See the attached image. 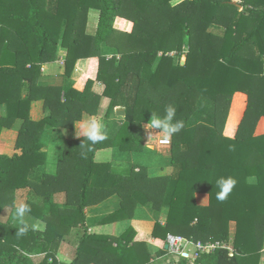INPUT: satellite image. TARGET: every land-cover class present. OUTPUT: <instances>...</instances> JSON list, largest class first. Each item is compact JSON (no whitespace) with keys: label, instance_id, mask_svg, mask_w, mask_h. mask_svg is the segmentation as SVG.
<instances>
[{"label":"trees","instance_id":"obj_1","mask_svg":"<svg viewBox=\"0 0 264 264\" xmlns=\"http://www.w3.org/2000/svg\"><path fill=\"white\" fill-rule=\"evenodd\" d=\"M172 1L0 0V104L9 107L7 116L0 117V140L23 120L16 140L22 155L0 154V264H68L57 256L63 241L73 228L85 227L87 206L114 194L121 196L122 206L106 223L133 217L138 203L155 210L166 205V222L155 223L154 238L166 241L171 233L227 244L200 254L194 264H261L264 0ZM91 9L99 11L94 35L86 33ZM119 17L132 23L130 31L118 28ZM212 26L222 31L214 33ZM59 44L68 50L66 76L80 58L87 60L84 73L69 85L37 84L41 65L56 59ZM185 46L186 61L176 64L168 53L180 55ZM97 80L104 82V95L111 99L107 138L94 145L84 137L66 141L57 171L45 173L40 168L47 161V153L40 151L45 127L72 128L84 113L96 114ZM239 94L245 96V107L235 134L228 136L225 129ZM203 97L213 104V113L209 121L192 123ZM39 98L51 113L33 121L31 103ZM167 105L175 106V119L184 125L170 138L172 175L149 177L143 167L117 175L112 163L95 161L101 149H144L149 144L145 126L153 114L162 116ZM117 106L126 107L122 123L114 118ZM240 109L239 104L235 115ZM227 176L237 184L221 202L214 185ZM61 191L64 204L54 200ZM202 192L209 194L208 205L197 201ZM19 195L27 196L32 215L46 223L43 232L30 230L19 237L15 225L2 220ZM135 237L132 227L120 237L84 233L69 264H150L151 249ZM190 261L182 255L176 264Z\"/></svg>","mask_w":264,"mask_h":264},{"label":"crops","instance_id":"obj_2","mask_svg":"<svg viewBox=\"0 0 264 264\" xmlns=\"http://www.w3.org/2000/svg\"><path fill=\"white\" fill-rule=\"evenodd\" d=\"M183 0H173L172 4H177L182 2ZM91 15H95V25L92 26V30L89 31L91 22ZM99 19V11L91 9L88 16V22L86 24V33L94 35L97 30ZM119 21H124L122 23L124 30L130 31L132 29V23L129 20H122V17L117 19V24ZM118 26V25H117ZM119 28V26H118ZM119 29H122L119 28ZM68 54L67 48L63 47L59 44L57 50V57L54 61L46 62L41 65L40 75L37 78V84L44 86H62L69 85L73 82H76L80 79L81 75L84 73L86 69L87 60L84 58H80L77 60L73 71L71 72L70 77L66 76V57ZM29 66V65H28ZM27 90V89H26ZM23 92L25 96L27 91ZM105 84L103 81L97 80L93 85V92L100 96L99 106L97 109V113L94 115L84 113L81 120L75 122L72 128L68 127H59L57 129H53V127H45L41 141L43 143V147L40 149L41 152L47 153V161L45 164L40 167L45 173L54 174L57 171V165L63 156V146L66 141L78 139L82 136H77L76 131L79 129L81 123L88 118H95L101 121L104 126L106 125V115L109 109V105L111 99L104 95ZM238 100L233 104L231 113H234L237 110L238 105H241V109L238 113V120L240 121L242 117V111L245 107V96L242 94L238 95ZM117 108H125V106H117ZM116 109L114 118L117 123H122L125 119L124 116L116 115ZM9 113V107L6 104H0V117L7 116ZM51 113L50 108L45 106L43 99H34L31 103L30 109V118L33 121H40L47 117ZM119 117V118H118ZM120 119V120H118ZM229 123V120H228ZM227 123V127H228ZM237 123L234 124L233 132L227 133L225 129V135L233 136L235 134V130L237 128ZM23 124V120L18 119L6 137L1 138L0 140V154L7 155L9 157L20 156L23 153V149L16 145V140L18 138L21 125ZM77 128V129H76ZM147 130V129H146ZM159 134V138L164 137L165 134L163 132H157ZM148 137V136H147ZM155 139V138H154ZM161 139V138H160ZM148 141V140H147ZM147 146L139 151H121L119 148H106L98 150L95 154V161L97 162H110L112 163V172L113 174H127L129 170L135 168L138 171L141 167L145 168L146 173L149 177H159V176H170L174 172V166L172 164L171 155L169 152L170 147V139L166 145L158 146L156 141L151 140L148 141ZM23 196V195H19ZM17 198L16 202L23 201ZM26 200V199H24ZM54 200L57 203L64 204L66 201V195L64 191L57 192L54 195ZM122 198L119 194H114L105 200L101 201L98 204L90 205L85 208L86 221L85 227H75L73 228L69 235H67L65 241H63L59 251L58 258L60 261L64 263H71L76 257L78 244L84 233L89 234H98V235H112L115 237H120L128 228L132 227L136 231L135 241L138 242H146L149 248L152 251L154 259L150 264H168L172 261L173 256H171V252L168 248V244L165 240L160 238H154L152 236V231L155 223L157 221L164 224L168 215V206H164L161 210L152 211L147 209L149 204L143 205L142 203H138L134 215L131 218L114 221V222H104V219L115 212L117 209L121 207ZM197 201L201 205H208L210 201L209 194L207 193H197ZM25 202V201H23ZM14 211V207L6 209L2 216L3 221H8L13 224L12 214ZM167 213V214H166ZM33 216V215H32ZM34 217V216H33ZM36 218V217H34ZM43 222L41 219H39ZM45 225L46 223L43 222ZM14 225V224H13ZM233 227V229H231ZM236 232V222L230 223V233H231V244L232 247L234 236ZM71 245L67 250V246ZM67 245V246H66ZM69 247V246H68ZM65 248L68 252L67 258L68 260H64V257H60L61 254L65 255ZM40 256V255H39ZM172 257V258H171ZM171 260V261H170ZM97 264V263H90ZM261 264H264V248L261 253Z\"/></svg>","mask_w":264,"mask_h":264},{"label":"clouds","instance_id":"obj_3","mask_svg":"<svg viewBox=\"0 0 264 264\" xmlns=\"http://www.w3.org/2000/svg\"><path fill=\"white\" fill-rule=\"evenodd\" d=\"M175 117V106L167 105L164 108V114L162 116H156L153 114L145 127L147 130H158V132H163L165 134L163 142L168 143L169 139L184 127L183 123L176 120ZM76 135L78 137H84V140H87L92 145L102 142L107 138L104 124L95 118H88L83 121L79 129H77ZM150 136H152L151 133H149V137ZM82 145L83 143L81 146ZM236 184L237 181L232 176L219 177L214 185L219 188V191L216 193V199L221 202L225 201L235 188ZM13 206L14 213L12 214V221L15 225V234L17 236L22 237L30 230L41 232L45 230L46 225L32 216V207L30 204L19 201L14 202Z\"/></svg>","mask_w":264,"mask_h":264},{"label":"rangeland","instance_id":"obj_4","mask_svg":"<svg viewBox=\"0 0 264 264\" xmlns=\"http://www.w3.org/2000/svg\"><path fill=\"white\" fill-rule=\"evenodd\" d=\"M123 19H125V18H122V20ZM91 22H89V24H90V27H89V31H91L92 30V26H94L95 25V21H93V20H95V15H91ZM126 20V19H125ZM124 21H119V23L117 24L118 26H119V28H121L122 27V29H120V30H124V27H123V25H122V23H123ZM212 32H214V33H220L221 31H222V29H220V28H217V27H211V29H210ZM187 52H188V46H185V50L180 54V55H176V53L175 52H171V53H168V55H174V57H175V63L176 64H179V63H182V64H184L185 63V61H186V54H187ZM163 53L161 52L160 53V55H162ZM212 113H213V104L211 103V101L209 100V99H206V98H202L201 100H200V110H198L194 115H193V117H192V119H191V122L192 123H196V122H198V121H201V120H203V121H209L210 120V117H211V115H212ZM235 117H236V119H235ZM119 118V117H118ZM118 120H120V119H118ZM238 120V115H235V113H232L230 116H229V123H228V127H227V129H226V132L227 133H232L233 132V128H234V124L236 123V122H238L239 123V121H237ZM237 123V124H238ZM158 132V130H145V135H146V142H148V141H151V140H154V141H156V143H158L157 145L158 146H160L161 145V143H162V145L161 146H163V145H166L167 143H164L163 142V138L164 137H161L160 136V138H159V134L157 133ZM149 133H151L152 134V136H150L149 137ZM148 136V137H147ZM155 138V139H154ZM148 140V141H147ZM170 148V147H169ZM19 199L20 200H23V201H25L24 199H27V196H25V195H23V196H20L19 197ZM121 206H122V201H121ZM147 209H150L151 211L154 209L153 208V206H152V204H149V207L147 208ZM13 213H14V211H13ZM167 214V213H166ZM12 218V217H11ZM231 229H233V227L231 228ZM68 245V244H67ZM66 245V246H67ZM69 246V247H68ZM67 246V250L70 248V250H71V245L69 244ZM67 255H68V252L66 251V248H65V255H64V253L63 254H61L60 255V257H64V260H68V259H66L67 258ZM172 256V255H171ZM34 257H35V260L37 261V262H39L40 260H41V257L42 256H39V255H34ZM172 258V257H171ZM171 261V260H170ZM176 263V260L174 259V258H172V261L170 262V263H168V264H175Z\"/></svg>","mask_w":264,"mask_h":264},{"label":"built area","instance_id":"obj_5","mask_svg":"<svg viewBox=\"0 0 264 264\" xmlns=\"http://www.w3.org/2000/svg\"><path fill=\"white\" fill-rule=\"evenodd\" d=\"M166 243L176 263L180 261L182 255H185L191 258L190 264H194V261L202 253H212L220 247L227 246L225 242H195L185 236L171 233L168 234Z\"/></svg>","mask_w":264,"mask_h":264},{"label":"water","instance_id":"obj_6","mask_svg":"<svg viewBox=\"0 0 264 264\" xmlns=\"http://www.w3.org/2000/svg\"><path fill=\"white\" fill-rule=\"evenodd\" d=\"M126 114L125 108H117L116 109V115L118 116H124Z\"/></svg>","mask_w":264,"mask_h":264}]
</instances>
